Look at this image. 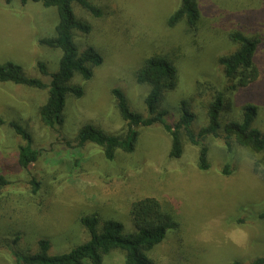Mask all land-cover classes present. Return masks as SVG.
<instances>
[{
  "label": "rangeland",
  "instance_id": "374dc122",
  "mask_svg": "<svg viewBox=\"0 0 264 264\" xmlns=\"http://www.w3.org/2000/svg\"><path fill=\"white\" fill-rule=\"evenodd\" d=\"M89 1L102 16L95 18L73 3L76 17L90 25L88 34L76 31L74 41L80 50L93 48L103 61L90 80L76 76L71 82L83 94L67 97L62 125L47 128L40 122L37 111L46 90L0 83V174L9 181L0 191V264H16L18 255L37 253L43 239L50 243L49 255L84 244L89 234L80 223L83 217L95 216L98 230L112 220L129 233V208L147 197L156 198L179 224L151 253L155 264H250L261 257L264 219L258 215L264 212V179L262 164H255L263 155L239 146L229 153L223 139L208 137L203 143L209 169L200 171L198 149L185 136L181 158L169 157L170 140L160 124L137 127L134 152L119 151L111 163L98 147L77 148L74 140L84 125L124 134L114 89L124 94L133 112L149 116L144 106L149 88L137 84L135 73L156 56L177 69L176 88L157 109L165 112L168 123L177 122L180 102L186 100L194 115L191 129L197 133L207 124L208 102L221 91L231 109L224 120H238L249 105L256 108L253 127L264 132V0H196L201 18L194 29L183 21L167 27L179 0ZM56 23L53 8L0 0V65L15 63L27 77L49 83L60 52L37 41L53 36ZM233 31L257 36L261 44L254 58L258 80L232 91L233 81L225 78L218 60L236 50L228 39ZM39 62L47 76L38 71ZM11 121L32 135L34 161L27 170L18 165V147L24 142L8 126ZM225 165L230 175L221 173ZM102 264H124L123 255L112 251Z\"/></svg>",
  "mask_w": 264,
  "mask_h": 264
},
{
  "label": "trees",
  "instance_id": "16d2710c",
  "mask_svg": "<svg viewBox=\"0 0 264 264\" xmlns=\"http://www.w3.org/2000/svg\"><path fill=\"white\" fill-rule=\"evenodd\" d=\"M19 2L26 5L29 2L41 4L43 8H53L57 15L54 35L38 39V44L60 52L57 69L50 75V82L45 83L35 77H27L23 69L11 62L0 65V83L22 86L35 90H46L45 102L39 107L37 113L41 124L47 128H54L63 123V109L68 96L80 98L83 89L71 85L76 76L85 81L91 79L93 69L102 64V56L89 47L80 50L74 41L75 32L88 34L90 25L76 17L73 3L86 13L95 18L102 16L100 8L89 0H5L10 5ZM201 18L196 0H179V5L166 21L168 28H173L180 22L194 29ZM228 39L236 46V50L221 56L218 63L223 67L226 79L233 81L230 90L245 89L254 84L259 76V69L254 63V58L260 38L247 36L243 32L233 31L228 34ZM40 74L47 76L46 66L37 64ZM135 80L139 85L149 88L144 98V106L148 117L133 112L124 94L114 89L112 96L115 99L119 114L125 123L122 136L107 134L91 125L80 128L74 140V146L81 148L91 144L98 147L107 162H113L117 152L131 154L135 150L138 139L137 127H150L160 124L170 140L169 157L180 159L183 154L182 136L198 149L197 166L200 171L209 169L208 148L203 143L208 137L223 139L227 152H232L234 146L248 149L255 155H263L256 162V168L262 164V177L264 179V132L253 127L256 108L246 106L242 109L238 120L226 119L224 116L230 112V104L226 102L224 93L216 91L206 107L207 124L197 133L191 129L194 115L190 103L186 100L180 102V117L176 123L170 124L165 120V112H157L158 106L164 96L173 91L177 85V69L167 58L156 56L148 58L135 73ZM224 121V122H223ZM2 121L0 120V125ZM8 126L24 142L18 147V165L27 170L34 161L32 148V135L28 128L19 122L11 121ZM223 135V136H222ZM67 141V140H66ZM66 146L72 147L69 141ZM230 175L229 166L225 165L222 172ZM8 179L0 174V191L7 186ZM33 191L38 185L31 180ZM133 231L124 232L121 223L108 220L98 230L99 221L95 216L83 217L81 225L87 230L89 239L84 244L71 249L67 253L49 255L50 243L43 239L38 242V252L31 255H18L16 264H102L105 256L112 251H119L123 255L124 264H155L151 253L162 244L167 235L177 231L178 222L174 216L164 209L161 203L153 197L135 201L129 208ZM259 219H264V212L259 213ZM232 264H242L234 261ZM250 264H264V254L253 260Z\"/></svg>",
  "mask_w": 264,
  "mask_h": 264
}]
</instances>
